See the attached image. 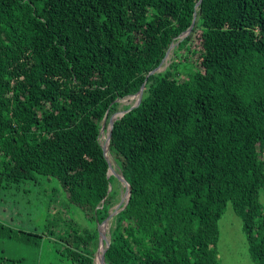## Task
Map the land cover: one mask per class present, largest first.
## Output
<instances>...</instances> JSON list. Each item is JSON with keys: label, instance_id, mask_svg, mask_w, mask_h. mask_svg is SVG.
Wrapping results in <instances>:
<instances>
[{"label": "trees", "instance_id": "obj_1", "mask_svg": "<svg viewBox=\"0 0 264 264\" xmlns=\"http://www.w3.org/2000/svg\"><path fill=\"white\" fill-rule=\"evenodd\" d=\"M198 1L0 0V197L52 178L102 222L118 190L102 120L143 84L112 126L109 150L130 195L111 220L106 264H220L228 202L264 264V0H200L196 11ZM193 33L198 66L172 58L148 74L171 43L174 57L183 47L187 56ZM68 219L52 218L38 237L93 264L96 228Z\"/></svg>", "mask_w": 264, "mask_h": 264}, {"label": "rangeland", "instance_id": "obj_2", "mask_svg": "<svg viewBox=\"0 0 264 264\" xmlns=\"http://www.w3.org/2000/svg\"><path fill=\"white\" fill-rule=\"evenodd\" d=\"M190 33L191 30L188 34ZM187 46L190 47L187 56H184L186 51L183 47L175 57L171 52L172 46L162 65L167 66V63L169 64L170 59L173 58L177 63H190L194 67L198 66L200 40L197 33L191 35ZM186 72L181 73L180 77L185 78ZM136 102V94L119 98L118 108L115 112L122 111ZM102 124L103 129L99 135L100 144L105 148L110 166L120 172L118 164L109 150V126L106 119L104 122L102 121ZM259 157L264 163V153H261ZM117 187V199L110 212L116 209L122 197V183L117 181ZM258 194L264 211V188H261ZM52 218L62 222H68L70 221L68 218H70L81 227L94 226L97 232L100 228L103 231L102 240L107 242L109 239L112 217L100 223L89 221L80 208L69 204L65 191L56 180L36 175L35 180L20 182L18 185L6 189L0 197V264H75L64 255L63 246L60 243H56L45 234L38 237V233L50 224ZM217 223L219 230L217 249L220 264H257L250 257L242 221L233 211L230 202L227 203L224 213ZM104 224L107 228L102 229ZM102 248L101 246L96 249L93 255V264H102L99 262Z\"/></svg>", "mask_w": 264, "mask_h": 264}, {"label": "water", "instance_id": "obj_3", "mask_svg": "<svg viewBox=\"0 0 264 264\" xmlns=\"http://www.w3.org/2000/svg\"><path fill=\"white\" fill-rule=\"evenodd\" d=\"M199 3H200V0L196 3V6H195V8H196V11H197V9H199L198 8V5H199ZM196 11L194 12V14H193V18H192V22H191V24H190V26L187 28V30L186 31H184V32H182L179 36L180 37H182V36H185V35H187L188 34V32L192 29V27H193V25H194V22H195V17H196ZM172 46H174V44L173 43H171L170 45H169V47H168V49H167V51H166V53H165V56L163 57V59L161 60V62H160V64L157 66V67H155L154 69H152L148 74H150V73H154V72H156V71H159V70H161V69H163L165 66L163 65L162 66V63L163 62H165V60H166V58H167V56H168V54H169V52H170V49L172 48ZM135 94H137L138 95V97H137V102L135 103V104H133L132 106H130L129 108H126V109H124V110H122V111H119V112H115L114 114H115V117H114V119H113V122L111 123V125L109 126V131H108V140L110 141V138H111V132H112V126H113V123H114V121L116 120V118L118 117V116H121L122 114H124L126 111H128V110H130V109H132V108H134L135 106H137L138 104H139V102L141 101V99H142V94H143V84L141 85V87H140V89L135 93ZM131 95H134V94H131ZM118 99L119 98H117L116 99V101H118ZM106 115L104 116V118H103V122H104V120L106 119ZM103 129V124L101 125V127H100V132H101V130ZM101 147H102V152H103V155H104V157H105V159H106V161H107V163H108V169H107V177L108 176H110V174H112L116 179H117V181H119V182H122V180L127 184V197H126V201H125V203L123 204V206H121V207H117L116 209H114V211H112V212H110V214L103 220V222L104 221H106V220H108L109 218H113L121 209H123L124 207H125V205H126V203L128 202V199H129V195H130V187H129V184L127 183V181L124 179V177L122 176V174L120 173V172H117V171H115V169H113L111 166H110V162H109V160H108V158L106 157V154H105V148H104V146L103 145H101ZM111 171V172H110ZM109 189H110V187H109ZM103 239V235H98L97 236V240H98V247H97V249L99 248V247H103L102 248V257L104 256V254H105V252H106V250L108 249V247H109V239H108V241L106 242V241H103L102 240ZM105 242V243H104ZM107 264H108V261H107Z\"/></svg>", "mask_w": 264, "mask_h": 264}, {"label": "bare ground", "instance_id": "obj_4", "mask_svg": "<svg viewBox=\"0 0 264 264\" xmlns=\"http://www.w3.org/2000/svg\"><path fill=\"white\" fill-rule=\"evenodd\" d=\"M169 62V61H168ZM165 63V62H164ZM136 97H138V95L136 94ZM128 99V98H127ZM138 100V99H137ZM115 117V116H114ZM114 117L112 118V120L109 122V124H108V126H110L111 125V123L113 122V119H114ZM122 185H123V193H122V197H121V199H120V202H119V204H118V208L119 207H121V206H123V204L125 203V201H126V197H127V184L122 180ZM122 187V186H121ZM115 206V205H114ZM116 207V208H117ZM103 228L102 229H105V227H106V224H104V226H102ZM107 228V227H106ZM98 235H103V231H101V229L99 228L98 229ZM98 254V253H97ZM99 262H101L102 264H106V262H105V260H104V256L102 257V255H101V257L99 258Z\"/></svg>", "mask_w": 264, "mask_h": 264}, {"label": "crops", "instance_id": "obj_5", "mask_svg": "<svg viewBox=\"0 0 264 264\" xmlns=\"http://www.w3.org/2000/svg\"><path fill=\"white\" fill-rule=\"evenodd\" d=\"M263 207V206H262Z\"/></svg>", "mask_w": 264, "mask_h": 264}]
</instances>
